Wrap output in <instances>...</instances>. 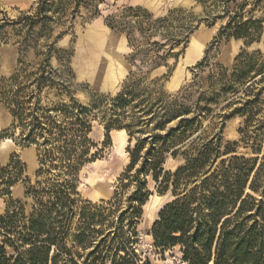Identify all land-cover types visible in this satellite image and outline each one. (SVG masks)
Masks as SVG:
<instances>
[{"label":"rangeland","instance_id":"374dc122","mask_svg":"<svg viewBox=\"0 0 264 264\" xmlns=\"http://www.w3.org/2000/svg\"><path fill=\"white\" fill-rule=\"evenodd\" d=\"M75 2L50 0V20L41 25L35 18L39 0H0V145H7L5 153L0 152V167L11 163L3 181H16L9 196H0V216L11 204L16 210L23 209L26 222L38 213L37 209L52 210L44 213L50 218L56 217L55 211L63 210L65 215L59 218L63 231L56 237L71 256L82 264L94 252L92 258L105 256L104 264H111L114 251L103 238L111 228V220L126 205L124 198L131 190H124L122 205L116 207L114 192L130 163L128 148L134 140L130 143L125 131L118 133L115 129L106 138L105 124L109 100L121 92L136 68L130 62L132 48L126 35L110 28L108 21L118 20L129 7H140L153 19L167 18L148 41L157 42L161 48L146 47L158 51V55L171 48L173 56L157 59L160 66L149 73L146 82L166 96L187 92L194 100L210 89L209 76L214 79L220 68L231 71L240 54L258 53L260 60L264 59V0H82L74 9ZM231 17L243 22L261 21L258 37L250 43L225 36L216 38ZM173 37L180 40L179 45L172 44ZM134 38L136 45L147 42L137 33ZM144 62H148L145 56L138 57L136 66ZM214 88L218 90L217 82ZM228 101L212 105V114H224L228 109L222 107ZM18 108H23L19 119L12 113ZM80 108L84 109L88 126L84 132L87 154L76 170L68 171L66 165L73 159L69 162L68 154L60 149L63 138L49 136L47 131L52 128L56 134L59 128H71L69 124ZM34 116L45 129L34 130V140H23ZM213 122L217 123L209 125L210 118L204 121L206 135L219 128L224 142L240 140L242 118H215ZM76 148L77 152L81 150ZM43 150L47 156L41 162ZM236 151L251 156L242 143ZM183 163L181 157L168 156L163 167L174 171ZM147 180L150 195L133 226L136 236L128 231L134 243L126 247L150 264H184L178 247L161 251L153 246L151 228L162 207L174 198L170 191L158 192L150 177ZM4 189L0 184V193ZM28 191L30 195H26ZM54 221L48 218L46 222Z\"/></svg>","mask_w":264,"mask_h":264},{"label":"trees","instance_id":"16d2710c","mask_svg":"<svg viewBox=\"0 0 264 264\" xmlns=\"http://www.w3.org/2000/svg\"><path fill=\"white\" fill-rule=\"evenodd\" d=\"M49 1L39 0L35 11L41 25L50 20ZM74 1L77 9L82 0ZM167 20L153 19L140 7H129L118 20L108 21L110 28L126 35L132 48L130 62L136 68L130 72L121 92L109 100L105 124L106 138L115 129L125 131L130 143L134 140L128 148L130 163L114 192L116 207L122 205L124 190H131L124 198L126 205L111 220V228L103 238L114 251L111 264H150L148 260H140L134 249L126 247L134 243L130 238L131 234L136 236L133 226L141 218L150 195L147 177L156 184L158 192L170 191L174 198L162 207L151 228L156 249L178 247L184 264H264V59L260 60L258 53L240 54L231 71L220 68L216 79L209 76L210 89L200 92L194 100L187 92L166 96L158 87L150 88L146 81L149 73L160 66L157 59L172 57V49L158 55V51L146 46L161 48L157 42L148 41ZM260 28L259 20L243 22L231 17L216 38L225 36L250 43L258 37ZM136 33L147 42L134 44ZM171 42L180 44L174 37ZM143 56L148 62L137 67V58ZM216 82L218 90L214 88ZM227 98L229 101L222 109L228 110L213 115L211 106H218ZM21 109L12 110L15 118L23 117ZM234 116L243 119L238 142H224L219 128L210 135L204 133L207 127L203 123L208 118L209 125H215V118ZM20 120L21 126L23 119ZM31 120V128L23 140L32 141L34 130L45 129L37 116ZM69 125L72 127L59 128L56 134L52 128L47 131L49 136L63 138L60 149L68 154L69 162L73 159L72 164L66 165L68 171L76 170L87 154L84 132L88 126L83 108L77 109ZM240 143L250 149V157L237 154ZM76 146L81 150L77 152ZM43 152L41 162L47 156V151ZM168 156L181 157L184 163L174 171L166 170L163 165ZM10 166L11 163L0 167V184L5 187L0 196H9L16 182L12 178L3 181ZM55 199L59 202L58 196ZM13 205L0 216V264H80L56 237L63 231V222H59L65 215L63 210L53 211L56 217L50 218L44 213L52 210L37 209L38 213L26 222L23 209L16 210ZM48 218L55 221L47 223ZM77 241L82 245L80 236ZM94 254L91 252L82 264H104L106 257L92 258Z\"/></svg>","mask_w":264,"mask_h":264},{"label":"bare ground","instance_id":"6f19581e","mask_svg":"<svg viewBox=\"0 0 264 264\" xmlns=\"http://www.w3.org/2000/svg\"><path fill=\"white\" fill-rule=\"evenodd\" d=\"M99 87H100V86H99ZM116 132L120 133L121 131H116ZM124 136H125V134H124ZM10 143H11V142H10ZM6 147H7L6 143H2V144L0 145V152L5 153ZM26 151H27V150H26ZM26 151H25V152H26ZM25 152H24V153H25Z\"/></svg>","mask_w":264,"mask_h":264},{"label":"crops","instance_id":"0c3cea01","mask_svg":"<svg viewBox=\"0 0 264 264\" xmlns=\"http://www.w3.org/2000/svg\"><path fill=\"white\" fill-rule=\"evenodd\" d=\"M3 157V156H2ZM2 210V208H0V211Z\"/></svg>","mask_w":264,"mask_h":264}]
</instances>
